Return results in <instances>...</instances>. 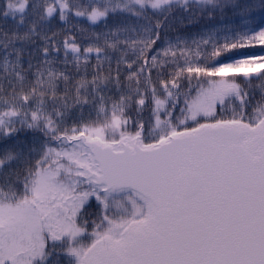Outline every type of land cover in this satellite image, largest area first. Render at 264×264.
Masks as SVG:
<instances>
[{
  "label": "snow or ice",
  "instance_id": "snow-or-ice-1",
  "mask_svg": "<svg viewBox=\"0 0 264 264\" xmlns=\"http://www.w3.org/2000/svg\"><path fill=\"white\" fill-rule=\"evenodd\" d=\"M9 21L0 264H264V53L239 51L264 0H3Z\"/></svg>",
  "mask_w": 264,
  "mask_h": 264
},
{
  "label": "trees",
  "instance_id": "trees-1",
  "mask_svg": "<svg viewBox=\"0 0 264 264\" xmlns=\"http://www.w3.org/2000/svg\"><path fill=\"white\" fill-rule=\"evenodd\" d=\"M2 2H3V0H0V3H2ZM213 22H218V21H213ZM10 26H11V21H9V24L7 26L3 25V23L0 22V27H10ZM83 27H88L87 22H85L83 24ZM96 30L101 31L102 29L97 27ZM51 31L57 33V35L55 37L57 41H61L62 39H64L65 35L67 34V35H75L78 43L87 44V42H88L86 35L81 34L78 27L69 28L65 25V23L63 21H59L58 19L52 23ZM192 31H195V29H193ZM172 34L174 35L175 33H172ZM239 51L244 53V54H261V53H264V46H257L255 48L242 49ZM61 59H62V57H61ZM91 63L93 65H95V60L93 59L91 61ZM68 69H69V71H71L72 66L69 65ZM91 71H92V69L90 68L89 73H91ZM122 78H123V76H122Z\"/></svg>",
  "mask_w": 264,
  "mask_h": 264
}]
</instances>
